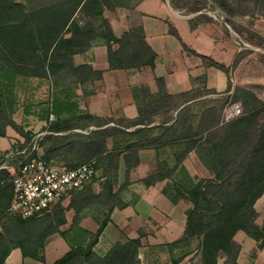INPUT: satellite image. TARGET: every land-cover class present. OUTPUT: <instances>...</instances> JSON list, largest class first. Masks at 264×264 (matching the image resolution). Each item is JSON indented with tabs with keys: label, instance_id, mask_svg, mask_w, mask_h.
<instances>
[{
	"label": "trees",
	"instance_id": "obj_1",
	"mask_svg": "<svg viewBox=\"0 0 264 264\" xmlns=\"http://www.w3.org/2000/svg\"><path fill=\"white\" fill-rule=\"evenodd\" d=\"M30 2L27 7L17 0H0V62L14 72L46 78L56 72H70L77 76L80 85L93 82L101 77L102 72L93 69L87 63L75 64L73 56L86 51L98 39L105 43L110 68L154 69L156 53L145 41L144 29L141 26L129 28L120 36H115L108 21L100 18L104 6L113 7L111 0H31ZM170 2L175 8L180 6L175 0ZM213 2L228 16L236 13L235 7L229 0H213ZM197 10H199L197 5L191 8L192 12ZM78 13L84 18L100 19V24L96 28L89 21L80 24L76 19ZM228 21L232 22L230 19ZM196 23L190 20L191 26ZM170 32L178 37L174 28L170 27ZM184 48L201 56L211 65L225 69L223 64L214 59L198 54L186 45ZM155 81L158 91L150 94L148 90L142 89L143 98L138 106V116L125 119L127 124L116 122L114 126H103L108 120H101L89 114H78L61 122L53 121L49 127L50 133L45 134L44 138L52 137L53 132L80 125L69 124L71 120L80 121L87 118L96 128L87 134H77L84 140L73 144L77 148L87 150L89 157L100 155V159L104 161V175L110 170L117 171L121 156L129 169L138 162L139 148L155 147L161 143L159 140L165 132L174 127H166L163 124L171 120L173 122L170 125L177 124L178 115L185 105L174 107L177 110L175 118L150 125L154 114L170 108L177 96L191 91L173 95L165 90L162 77H155ZM149 97H153V100L147 101ZM0 116L4 117L3 126H10L21 137L29 138L28 135H23L24 132L19 124L12 118H7L1 109ZM186 123H188L187 119L179 123V126L186 125V127L174 140L179 142L177 144L183 145L177 156V162L180 163L189 151L195 149L200 161L212 177L194 180L184 171L182 182L174 185V194L164 188V193L168 194L173 202L182 199L192 205L186 211L183 235L172 244L188 243L189 240L196 238L199 264H217L219 259H223V264H239L237 256L240 246L234 240L237 231L241 230L247 236L260 240L258 247L264 245V103L226 121L220 120V112L216 106H209L204 110L196 127ZM130 126L135 128L127 132L124 128ZM155 129L161 130L158 135L151 134ZM4 134L5 129L0 130V136ZM117 134L127 136L128 140L123 145L116 143L112 149H108L106 138ZM132 137L133 140L130 139ZM43 156L48 159L44 153ZM82 163L85 162L78 160L71 167ZM151 178L153 179V176L148 181ZM9 179L10 173L6 169H0V197L2 192H6L7 186L11 185ZM87 186L88 184L84 188ZM113 186V181L109 180L108 176L101 184L99 193H95L88 186L85 192H82L80 205H86L98 196L110 197L107 211L109 217L115 205H124L119 200L117 192L113 191ZM78 192L71 193L70 197L74 199ZM3 212H7V209ZM14 216L5 222L0 230V246L9 241L14 242L3 251L0 264L13 247H19L24 255H30L44 262L42 250L46 239L66 221L64 207L58 203L50 213L41 216L27 218ZM107 219L99 223L86 245L71 247L52 264H137L138 247L141 245L139 238L124 243L116 242L103 256L93 251V246ZM19 235L22 238L18 239ZM180 260L177 258L172 264Z\"/></svg>",
	"mask_w": 264,
	"mask_h": 264
},
{
	"label": "crops",
	"instance_id": "obj_2",
	"mask_svg": "<svg viewBox=\"0 0 264 264\" xmlns=\"http://www.w3.org/2000/svg\"><path fill=\"white\" fill-rule=\"evenodd\" d=\"M111 2L113 7L104 6L100 18L108 21L115 36H120L129 28L141 26L144 29L145 41L156 53L154 69L149 67L112 69L107 61L104 41L101 39L94 41L86 51L73 56L75 64L87 63L93 69L102 72L99 79L86 83L88 87L84 91L77 92L75 116L89 114L101 120H108L103 126L116 124L112 115L120 114L124 119L136 118L138 106L143 98L142 89L148 90L150 94L158 91L155 77H162L165 90L173 95L197 88H205L213 92L228 89L225 69L211 65L201 56L184 48L186 45L189 49L214 59L226 68L232 62L236 48L232 43L224 42L216 36L210 24L199 22L191 26L189 18L172 6L170 0H111ZM170 27L177 31L178 37L170 32ZM58 110L59 108L56 110L58 116L54 112L46 115L44 123L47 126L44 134L50 133L48 125L53 121L61 122L71 117L67 112L60 114ZM81 120L84 121L83 124L53 134L59 135L70 130H80L83 134H87L96 128L89 119ZM153 124L158 122L153 121L150 125ZM168 124L169 122H166L163 125ZM134 128L130 126L124 129L129 132ZM155 130L152 135L159 134L157 129ZM118 135L120 136L117 134L106 138L108 149L113 148L114 143L111 141H115ZM20 137L16 130L8 126L5 134L0 136V149L8 148L13 140ZM130 139L133 140V137ZM172 144L166 141L157 144V147L139 148L138 162L129 169L123 157L119 158L117 185L113 186V191L116 192L124 183L121 191L118 192V197L124 205H115L110 212L93 246L96 254L103 256L114 243H124L139 238L141 243L137 252V264H139L144 251L146 254H150L153 250L164 251L166 243L173 242L183 235L186 211L192 205L182 199L173 202L170 196L164 193V188L166 189L168 183L172 182V177L179 168L186 171L194 180L212 175L200 161L195 149L183 157L178 167L173 170L171 168L170 173L156 175L155 173L162 170V167L172 163L170 156L173 158L174 153H169L168 150ZM151 176L153 179L148 181ZM11 196L10 185L6 192L1 194L0 212L7 209ZM65 218V223H71L68 216ZM79 225L93 233L99 224L89 215H85L80 219ZM234 240L240 246L237 256L239 264H257L264 258V245L258 247L260 240L247 236L241 230L236 232ZM57 245H60L59 248L63 251L50 260L49 247L58 249ZM70 248L61 231H56L46 239L42 250L44 262L30 255H24L19 247H13L4 256L2 264H52Z\"/></svg>",
	"mask_w": 264,
	"mask_h": 264
},
{
	"label": "rangeland",
	"instance_id": "obj_3",
	"mask_svg": "<svg viewBox=\"0 0 264 264\" xmlns=\"http://www.w3.org/2000/svg\"><path fill=\"white\" fill-rule=\"evenodd\" d=\"M17 1L25 4L27 7L31 3V0ZM229 1L236 10L233 16H228L213 0H175L180 5L176 9L182 15L188 17L193 22H207L210 24L213 27L214 34L224 42L232 43L236 48V52L232 62L225 68L228 78V89L221 92H213L205 88L193 89L186 94L177 96L170 108L160 110L154 114L153 121L158 123L168 118L173 119L177 114V110L174 107L185 105L178 115L177 124L172 123L170 125L173 122L171 120L168 125H164L166 127H174L165 132L159 141L172 142L173 144L168 150L169 153L172 152L174 154L173 158L170 156L172 163L167 167H162V170L160 169L158 173H155L158 176L170 173L171 168L173 170L176 166L178 167L177 156L183 149V145L177 144L179 142H174V140L181 130L186 127V125L179 126V123H182L184 119H187L188 123L186 124L196 127L200 122L204 110L209 106H216L220 112V120L226 121L237 114L264 103V0ZM195 5L198 6L199 10L192 12L191 8ZM76 19L80 24H85L89 21L95 28L100 24V19L84 18L80 16V13L76 15ZM228 19L232 20V22L228 21ZM216 56L218 57V55ZM76 77V75L70 72H56L47 78L25 76L14 72L0 62V109L7 118H12L19 124L24 132L23 135L30 137L42 133L40 139L41 152L48 159L52 160L55 165L69 168L72 164L78 162V160H83V162L94 160V165H96L97 161V166H95L96 175L88 186L95 193H99L101 184L104 182L106 176H108L109 180L113 181L114 186L117 185L118 169L117 171L110 170L104 175V161L100 159V155H91L89 157L87 150L77 148L73 144V142L84 140L83 137L77 135L83 134L80 130H70L59 135L53 134L49 138H44L45 134L43 133L47 126L44 123V119L49 112L56 114V110L59 108L58 112L60 114L67 112V114L71 115L68 119L75 116L77 92L84 91L88 87L87 84L80 85ZM186 99L188 100L184 101ZM146 100H153V97H149ZM236 105L239 106V111H235L234 106ZM112 117L118 123L127 124L124 117L120 114L112 115ZM3 122L4 117L0 116V130L2 131L8 127L3 126ZM77 123L83 124L84 121H69V124ZM159 131L161 130L157 129V132ZM152 132H156V130ZM117 138L115 141H111L114 143V146L117 142L123 145L126 142L127 136L120 135ZM19 140L20 138H16L8 148L0 149V163L14 144H16L15 142ZM5 141L6 138L4 139ZM183 173V169L179 168L172 177V182L166 186L169 193H175L174 185L175 183L182 182L184 178ZM123 186L124 183L116 191L117 195ZM9 187L10 185L7 186V188ZM87 187L78 190L79 192L74 196V199L72 196H69L60 203L64 207L65 217L68 216L71 219V223L68 224L66 222L63 226L61 225L62 227L59 225L57 231H61L70 247L86 245L94 234V232H88L87 229L85 230L79 225L82 217L89 215L98 224L102 220L109 218L107 217V211L110 197L108 199L107 197L98 196L91 202L86 203V205H80L79 200L83 196L82 192H85ZM71 204L74 205L71 206ZM77 207L78 210H76ZM13 217L15 216L1 211L0 230H2V225ZM19 238H22V236L19 235ZM12 244L14 242L9 241L0 246V259L3 251ZM59 247L60 245L56 246L58 249H51V246L49 247L48 258L50 260L63 251ZM177 258L181 260L176 264H199L198 240L193 238L188 243H166L164 251L153 250L150 254H146V251H144L139 264H172L173 260ZM223 263V259L218 260V264ZM257 264H264V258Z\"/></svg>",
	"mask_w": 264,
	"mask_h": 264
},
{
	"label": "built area",
	"instance_id": "obj_4",
	"mask_svg": "<svg viewBox=\"0 0 264 264\" xmlns=\"http://www.w3.org/2000/svg\"><path fill=\"white\" fill-rule=\"evenodd\" d=\"M239 111V106H234ZM234 117V116H233ZM42 133L20 137L0 163L10 173L12 196L7 212L22 218L41 216L89 184L96 175L95 161L76 167H59L43 156Z\"/></svg>",
	"mask_w": 264,
	"mask_h": 264
}]
</instances>
